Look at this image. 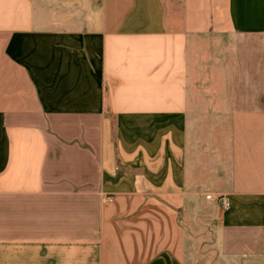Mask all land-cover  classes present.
I'll list each match as a JSON object with an SVG mask.
<instances>
[{
  "label": "crops",
  "instance_id": "1",
  "mask_svg": "<svg viewBox=\"0 0 264 264\" xmlns=\"http://www.w3.org/2000/svg\"><path fill=\"white\" fill-rule=\"evenodd\" d=\"M0 264H264V0H0Z\"/></svg>",
  "mask_w": 264,
  "mask_h": 264
},
{
  "label": "built area",
  "instance_id": "2",
  "mask_svg": "<svg viewBox=\"0 0 264 264\" xmlns=\"http://www.w3.org/2000/svg\"><path fill=\"white\" fill-rule=\"evenodd\" d=\"M207 198H210V195H206ZM218 199L220 200L221 204L222 205H227L228 204V201H227V198H225L224 196H219Z\"/></svg>",
  "mask_w": 264,
  "mask_h": 264
}]
</instances>
